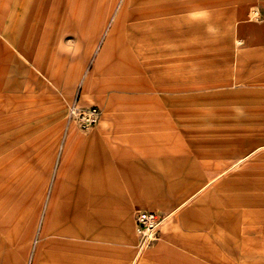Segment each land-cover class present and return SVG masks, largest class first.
Listing matches in <instances>:
<instances>
[{
  "label": "rangeland",
  "instance_id": "1",
  "mask_svg": "<svg viewBox=\"0 0 264 264\" xmlns=\"http://www.w3.org/2000/svg\"><path fill=\"white\" fill-rule=\"evenodd\" d=\"M19 1L0 0V264H123L127 250L125 264L137 254L135 264H264L261 241L247 249L264 225V0L169 10L135 0H30L58 8L32 19L31 32L12 7ZM10 13L18 14L9 41ZM103 49L123 74L145 76V86H110L115 75L97 62ZM151 72L163 73L161 82ZM153 83L170 88L150 91ZM73 101L97 106L100 118L89 130L69 127L74 143L60 159ZM194 132L229 145L189 139ZM18 168L27 176L20 197L10 182ZM213 175L180 209L181 200L139 201L152 202L139 197L151 188L165 194L182 180V192ZM108 182L113 192L103 191ZM142 206L171 216L139 251L133 217Z\"/></svg>",
  "mask_w": 264,
  "mask_h": 264
},
{
  "label": "crops",
  "instance_id": "2",
  "mask_svg": "<svg viewBox=\"0 0 264 264\" xmlns=\"http://www.w3.org/2000/svg\"><path fill=\"white\" fill-rule=\"evenodd\" d=\"M35 1H37V0H34V2ZM68 1H70V0H68ZM77 1H79V0H77ZM137 1H138V4L141 6L146 5V6L157 7L158 4H166L165 6H162V7L164 10H169V7L173 8V7L179 5L180 3H183V2H185V4L189 3V5H192V3H195L198 1H207V0H135V4H137ZM209 1H210V5H213L212 3L216 4L215 0H209ZM243 1H246V0H243ZM247 1H249V0H247ZM249 5H250L249 2L241 4L239 6V10H238L239 13L244 14V10H245L246 6H249ZM30 6H31L30 0H20L18 2V4L12 6L15 8L14 11H19V10L21 11L20 16L22 17L23 22L26 23L27 28H29V29H25V31H30V32L33 30V29H31L33 24L30 25L32 19L37 20L38 16L43 15V14H47V13H53V15L57 14V10H58L55 3H50L49 8H43V9L38 7V5H36V3H34V6H31V7ZM211 7H214V5ZM156 10H158V8L154 9V11H156ZM150 11H151V9H148V12L146 15H148L150 13ZM254 12H255V15L257 16V12L255 10H254ZM17 14L18 13H15V14L13 13V15H11V13H10V16L8 19V25L9 26L7 29V33H9V34L7 35L6 39L9 41H10L9 37L10 36L12 37L11 31H14L13 25L17 21L15 18V16H17ZM86 14H88V13H86ZM11 16H13L14 18ZM86 16H88V15H86ZM94 32H96V30L93 31V33ZM103 52H104L105 58H99L97 60V62L102 64V71H103V68H105L104 64L106 63L108 65L106 69L109 70L110 72H112L113 75H115L113 77V80H111V82H109V84H111L110 86L114 85L115 90H117V91H120V90L128 91L131 89H138L139 87L145 86L143 84V80H144L145 76H143V78H140V79H142L141 82H138L137 80L139 79V77H138L137 73H134L131 75L123 74L121 72V70L117 67L116 62L114 60V57L111 55V53L109 51L106 52L105 49H103ZM98 54H99V52H98ZM98 54H97L96 58H98ZM108 55H109V57H108ZM177 64H179V63H177ZM85 76H86V74L83 76V79L81 80V84L83 85V88L85 90H87V89H89V84L91 82L90 80L92 79V76L90 75L88 78H86ZM146 76L148 78L150 77L151 80L161 82L160 80H161V78L164 77V74L160 73V72H151V73H148V75H146ZM167 87H169V85H167V84L153 83L152 85H150L149 90L150 91H159V90L167 91L166 90ZM181 112H183V111H181ZM196 135H195V132L192 133L190 135L189 139H196L197 141L199 140L200 142H210L212 144L223 145L224 147L229 145V140L225 139V138L221 139V140H223V142H219V140H217V138H215L213 136L212 137H205V136L199 135L198 137H195ZM43 139L44 138H42V140L40 142H43ZM73 139H74V136H73V134H71V130L69 128H65L64 133H63V137H62V140H61V143L59 146V155H60L59 158L60 159H61L62 155L64 154V152H66L67 149L74 143ZM256 149H258V148H256ZM223 151L225 152V156H228V153H227L228 150L224 149ZM19 154H20V152H19ZM24 158L25 157L23 156V159ZM244 158H245V155L240 157L239 160H237V162L242 161V159H244ZM20 161L18 162V165L20 164ZM92 167L96 171L99 169L98 161L96 158H94L92 161ZM218 177H219V175H215V176L213 175V176L209 177V179L207 178V180L205 178H203L200 181V183L195 184V185H198L196 188H193V186H192L189 189L187 188L188 190H185L182 192H181V187L182 186L184 187L186 182L185 181L183 182L182 180L181 181L175 180L176 181L175 183H174V181L171 182L172 186L173 185L175 186L173 191L171 189H167V193L160 194L157 188H151L149 190V193H148V191H145L144 193H142L145 195H140L139 197L144 198V197L148 196L149 198L152 199V202H150V201L148 202L147 200H144V199L139 200V201H143L142 203L146 202L144 204H148V205L149 204L151 205V203H152V204L159 205L161 207H165L166 205H168L171 202V200H174V201L175 200L176 201L181 200V201L177 202V205H178L177 209H180V208L184 207L185 205H187L190 201H192L199 193L204 191L208 186H210ZM26 180H27V176H25L24 171L19 170V168H18V170H16V172L13 174V176H11L10 182L15 186L16 195L18 194L19 197L21 196V193L24 190V185L26 184ZM188 181L189 180H187V182ZM191 183L192 182H189L188 184L190 185ZM165 186H171V185L169 182H167V183H165ZM113 187L114 186L108 182L105 185V188L103 191L104 192H113V191H111V190H114ZM187 192H189V194H187ZM51 205H52V203H51ZM141 209H154L159 213H166V214L168 213V211H166V210L161 211V210H157L155 208H149V207H145V206H142L137 210H141ZM188 210H185L181 213V219H183L182 222L184 224H187V221H188L187 214H191V210H189V211ZM135 212H134V217H135ZM16 215L17 216H15L14 217L15 219L13 218V220L16 223V225L19 226L21 223V219H22L20 211L17 212ZM241 216L243 219H245L246 213L241 214ZM133 222H134V219H133ZM263 222L264 221H260V223H263ZM168 223H169V221L166 222L164 224V226H166ZM164 226L161 228L160 234H161ZM134 229H135V224H134ZM252 231L254 233L256 232L257 235L254 238V243L250 247L248 246L247 249L249 251L250 250L255 251L256 248L259 249L260 248V241L262 242L261 248H264V225L260 226L259 224H257L256 227ZM135 234H136V232H135ZM82 235H83V233H82ZM81 236H80V238H81ZM159 239H160V235H159ZM245 249H246V247H245ZM137 256H139V255L137 254L136 257L132 260V262L130 264H135L134 261L137 258ZM130 258H131V252H130V250H127V253L125 254L124 259H123V264L127 263L130 260ZM54 261H55V257H52V260H51L52 264L54 263ZM225 264H230V263L226 262Z\"/></svg>",
  "mask_w": 264,
  "mask_h": 264
},
{
  "label": "built area",
  "instance_id": "3",
  "mask_svg": "<svg viewBox=\"0 0 264 264\" xmlns=\"http://www.w3.org/2000/svg\"><path fill=\"white\" fill-rule=\"evenodd\" d=\"M99 118L100 110L95 105L83 106L73 101L66 108V128L74 125L81 130H89L98 123ZM170 216L169 213H159L154 209H141L135 212L134 224L139 251H143L159 239L161 228L168 222Z\"/></svg>",
  "mask_w": 264,
  "mask_h": 264
}]
</instances>
